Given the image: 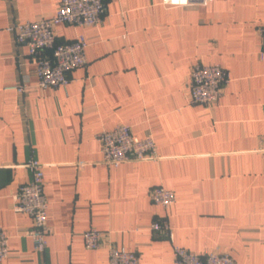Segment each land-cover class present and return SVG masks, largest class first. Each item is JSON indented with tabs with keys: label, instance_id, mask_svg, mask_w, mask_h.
I'll return each instance as SVG.
<instances>
[{
	"label": "crops",
	"instance_id": "crops-1",
	"mask_svg": "<svg viewBox=\"0 0 264 264\" xmlns=\"http://www.w3.org/2000/svg\"><path fill=\"white\" fill-rule=\"evenodd\" d=\"M201 1L106 0L101 24L56 26L58 43L86 37L88 64L69 73L67 87L40 89L28 47L7 28L51 17L58 0H0L3 264H109L111 245L141 264H174V244L264 264V0ZM196 64L229 74L213 106L188 103ZM25 77L27 92L7 89ZM120 124L152 136L158 159L105 165L96 134ZM32 158L44 165L49 202L43 253L27 235L31 217L12 209ZM156 186L174 191L171 208L151 201ZM156 221L169 224L174 242L151 228ZM89 229L101 231L99 249L85 248Z\"/></svg>",
	"mask_w": 264,
	"mask_h": 264
},
{
	"label": "built area",
	"instance_id": "built-area-1",
	"mask_svg": "<svg viewBox=\"0 0 264 264\" xmlns=\"http://www.w3.org/2000/svg\"><path fill=\"white\" fill-rule=\"evenodd\" d=\"M194 0H163L171 6H186ZM209 0H202L206 5ZM106 0H58V8L54 15L39 21H27L11 25L7 31L18 44L26 45L32 62L36 67L37 87L50 89L67 87L69 73L86 67L87 39L79 33L74 40L58 43L55 28L60 24L73 25L77 28L96 26L102 23ZM262 53H264V27L259 29ZM45 51H49L45 54ZM230 83L228 72L218 65L196 64L191 71V86L188 103L192 106H213L223 96ZM7 89L20 94L30 89L29 79L25 77L21 83L10 85ZM101 145L102 162L110 167H119L130 161L156 160L157 147L152 136L143 138L133 134L127 124H120L111 130H103L96 134ZM260 152L264 154V136L261 139ZM32 173L28 183L20 186L13 195V211L31 217L33 225L27 231L34 243V249L43 253L48 247L51 227L48 224L49 202L44 191V165L31 159L24 165ZM151 201L164 209L171 208L176 201L173 190L163 186L153 187L150 191ZM155 231L165 232L172 242L173 233L167 222L156 221L151 225ZM86 249L95 250L103 245V236L97 229H89L82 233ZM9 237L0 227V264L9 257ZM174 264H236L234 258L220 249H214L205 255H199L185 247L173 245ZM109 264H141L136 252L114 245L109 247Z\"/></svg>",
	"mask_w": 264,
	"mask_h": 264
}]
</instances>
